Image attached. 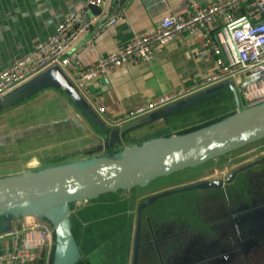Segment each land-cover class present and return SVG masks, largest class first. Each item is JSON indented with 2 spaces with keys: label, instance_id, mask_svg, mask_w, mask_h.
Returning <instances> with one entry per match:
<instances>
[{
  "label": "crops",
  "instance_id": "1",
  "mask_svg": "<svg viewBox=\"0 0 264 264\" xmlns=\"http://www.w3.org/2000/svg\"><path fill=\"white\" fill-rule=\"evenodd\" d=\"M196 1L206 4L214 0ZM82 3L83 0H0V68H6L12 60L30 52L37 42L45 40L54 32L57 23L66 14L79 9ZM100 11L97 20L72 45L70 71H80L86 68L98 57L128 43L136 34L157 29L159 21L164 15L186 14L188 4L186 0H126L119 6L117 0H110L101 7ZM249 11L250 7L247 3H241L232 10L234 17L237 18L248 17ZM112 16H115L116 20L108 23ZM222 24V16H217L209 26L212 32H216ZM49 68L35 74L38 78L28 86L29 88L27 87L29 90L13 97L9 104L0 110L1 134L13 137L12 142L3 147L15 149L11 146L16 147L17 144H24L22 142L24 133L29 135L35 128H41L45 133L44 137L47 138L35 139L34 134L30 136L33 140L29 142L37 145L31 149L30 153L42 155L48 154L49 151L77 153L69 149L60 150L58 144L54 142L58 135L64 139L61 143L63 147L75 146L81 152L87 151L94 145L97 146L98 142L105 144L104 136L79 110L75 99L71 98L67 89L55 84V79L58 76L56 69ZM214 70V56L205 43L202 32L197 31L194 35L184 32L166 44L156 46L154 58L151 61L140 60L115 67L104 76L91 81L87 85L84 97L104 124L119 128L120 124V126L110 124V118L120 115L122 112L145 106L162 94L181 90ZM98 106H102L104 110L97 112ZM155 110L157 109L149 110L139 116ZM69 113L76 114L78 118L76 124L79 125L69 121ZM168 118H166L163 127L149 129L148 132L145 131L139 135H133L134 133L130 132L132 135L126 138L121 137L122 130L119 129L117 135L120 140L118 142L125 146L160 136L154 134L168 126ZM62 128L65 133L58 132ZM169 130L170 128L167 132H170ZM21 132H24L22 136L15 137V133L20 135ZM111 135L113 137L115 133ZM36 159L33 157L28 160L30 162L36 161ZM213 182L194 184L195 186L192 185V187L168 188L157 194L149 195L147 198L144 197L150 191L146 189L147 185L140 187L135 194L133 210L139 206V211L141 209L144 211L154 203L157 197L175 195L187 189L196 188L202 192L216 191L217 188H210ZM256 207L252 211H246L245 215H252L255 211L259 218V214H264V204L263 207ZM91 210L89 202L86 201L69 203L70 233L76 246V258L71 264H150V261L155 259L152 257L154 255L152 241L161 238L163 234H169V232L160 231L157 237L155 233L149 231L142 251L144 258L140 262V255L138 257L137 252L140 238L136 223L133 221L134 226L132 225L126 238L115 240L114 235L117 233L109 230L110 221L103 218L88 224L91 218L87 217V211ZM259 219L261 221L262 218ZM33 221L48 223L46 219L37 215L21 214L11 219L9 230ZM48 226L54 237L52 247L54 253L55 233L53 227ZM193 226L195 228L196 224ZM197 226L198 228L179 232L176 236L160 239L165 264H218L217 258L220 257L225 259V264H264V233L257 240L246 239L239 243L232 240L230 234H226L224 253L221 254L218 249V246H221L220 243L217 242L215 236H211V233L214 234V230H211V221L198 223ZM177 230L182 229L178 228ZM107 231L109 233L105 234ZM190 231L194 235L193 238H187ZM204 234L208 237L207 242L199 240V244L196 245L194 241L203 237ZM122 241L125 243L124 247L119 249V253H113L115 244L118 242L123 245ZM230 241L233 242L229 244ZM146 242H148L147 246H145ZM239 245L243 249L239 250ZM149 246L152 248H147ZM14 249V237L7 233L0 234V264L49 263L50 255L44 251L33 261H9L1 257L6 256ZM244 258L249 259V262L246 263Z\"/></svg>",
  "mask_w": 264,
  "mask_h": 264
},
{
  "label": "water",
  "instance_id": "2",
  "mask_svg": "<svg viewBox=\"0 0 264 264\" xmlns=\"http://www.w3.org/2000/svg\"><path fill=\"white\" fill-rule=\"evenodd\" d=\"M125 1L117 0L119 6ZM89 8L90 14L101 12L100 7ZM49 67L57 71L55 84L67 89L79 110L83 115L89 116L87 118L104 136L106 142L105 144L98 142L97 146L94 145L84 152L76 151L83 153L85 157L69 167L25 169L19 174L0 177V234L10 231L11 219L21 214L37 215L46 219L47 224L54 229L56 240L52 264H71L76 258V246L70 233L69 203L95 199L106 192L143 187L158 177L235 153L264 138V100L243 108L232 116L188 132H173L125 146L118 142L120 138L117 135L119 129L122 130L121 137L126 138L132 135L131 133L139 135L148 132L149 129H157L160 125L163 127L167 117L174 116L229 88L235 92L240 105L238 88L261 67L247 70L235 78L223 80L171 102L165 107L123 122L119 128L104 124L59 66ZM49 67L46 69H50ZM36 78L38 76L35 75L1 95L0 110L9 104L13 97L28 91V86ZM68 117L69 121L79 125L76 124L78 118L75 113H69ZM64 131L62 128L58 132L65 133ZM23 133L20 135L15 133V137L22 136ZM43 133L41 128H35L29 135L24 133L22 142L32 141L30 136L33 134L35 139H41L45 136ZM112 133H115L113 137ZM0 136L1 151L3 146L12 142L13 137L2 134ZM263 160L264 156L249 165ZM249 165L233 171L230 177Z\"/></svg>",
  "mask_w": 264,
  "mask_h": 264
},
{
  "label": "built area",
  "instance_id": "3",
  "mask_svg": "<svg viewBox=\"0 0 264 264\" xmlns=\"http://www.w3.org/2000/svg\"><path fill=\"white\" fill-rule=\"evenodd\" d=\"M110 0H83L79 9L69 12L57 23L55 30L45 40L37 42L33 49L12 60L6 68H0V96L7 93L51 66H59L75 89L84 97L87 85L110 69L140 60L151 61L154 48L173 40L178 34L194 35L202 32L215 60V70L185 88L162 94L145 106L110 118L111 125H119L138 117L144 112L174 102L208 86L229 78H235L247 70L261 67L244 83L241 96L247 104L264 100V0H214L200 4L186 0L188 12L184 15H164L158 28L136 34L132 39L98 57L80 71H70L71 47L77 38L93 24L98 14H90V6L102 7ZM241 3L250 7L248 17H234L232 10ZM222 16L223 24L216 32L210 29V22ZM115 16L108 23L114 22ZM97 112L104 108L98 106ZM15 239V249L6 256L9 261L36 259L43 251L49 255L54 237L51 228L44 222L33 221L6 232Z\"/></svg>",
  "mask_w": 264,
  "mask_h": 264
},
{
  "label": "flooded vegetation",
  "instance_id": "4",
  "mask_svg": "<svg viewBox=\"0 0 264 264\" xmlns=\"http://www.w3.org/2000/svg\"><path fill=\"white\" fill-rule=\"evenodd\" d=\"M178 115H181V113H176L174 116ZM263 156H258L251 160H246L245 162H237L236 165L229 169L223 176L215 178L210 177L202 180V177L197 178L201 173H192L175 181L173 184L165 186V189H158L156 186H152V188L147 187L146 189L150 191L148 192V195H145L144 197L147 198L149 195L157 194L168 188L176 189L180 187H192L194 184L197 185L209 181H214L210 188H217L216 191L202 192L196 188L187 189L176 194H191L188 196H181V198H178L176 201L171 200V195L157 197L154 203L144 211L142 209L139 211V206L133 210L135 194L138 190H135L132 194L130 193V196L119 198V200H127V198L130 199L129 203L131 204H129V208L122 213L119 212V214L124 216L125 221L127 222L126 227L128 231L127 229H124V232H127L124 236L125 238L129 235L132 225L134 226V222L137 225L139 230L138 235L140 238L138 241L139 249L137 252L138 257L140 255V262L144 258L142 251L144 248V242L147 241L146 235L149 231L155 233L156 236L160 233V231L169 232V234L161 235V238L166 239V237L178 235L179 232L198 228V223L211 221V230H214V234L211 233V236H215L217 242L220 243L221 246H218V249L221 254L224 253V239L226 234H230L232 240L237 241L238 243L242 242V240L249 239V241H252L253 239L254 241L262 237L264 233V214H259V218H262L260 221V219L256 216L255 211L252 215H245V212L252 211V209L256 206L263 207L264 204V160L249 165L257 160H260ZM210 161H208L207 164H209ZM247 165L249 166L237 171L232 177H230V174L233 171ZM191 177H196L197 180L191 181ZM86 202H89L90 210L92 209L91 211H87V217L91 218L88 224H92L98 219L104 218L106 221H110L111 223L109 230H113L112 221L114 220H112L111 215L100 216L97 215L98 212L94 214V211L99 208L98 204H100V202H97L94 199L86 200ZM194 224H196L195 228L193 226ZM178 228H181L182 230H177ZM107 233L109 232L107 231L105 234ZM124 237L121 239L123 240ZM193 237L194 235L190 231L187 238ZM161 238L159 237L158 239L152 241L154 253L152 257H155V259L151 260L150 264H165V260L162 256L163 248L160 242ZM199 240L207 242L208 237L204 234L203 237L196 239V241H194L196 245L199 244ZM231 242L233 241H230L229 244ZM147 243L148 242H146L145 246H147ZM124 244L125 243L120 245L117 242V244L113 247V253H119V249H122ZM147 248L152 247L149 246ZM241 249H243V247H240L239 245V250ZM244 259L246 263L249 262V259ZM224 262L225 259L223 257L217 258L218 264H225Z\"/></svg>",
  "mask_w": 264,
  "mask_h": 264
},
{
  "label": "rangeland",
  "instance_id": "5",
  "mask_svg": "<svg viewBox=\"0 0 264 264\" xmlns=\"http://www.w3.org/2000/svg\"><path fill=\"white\" fill-rule=\"evenodd\" d=\"M242 89L243 86L238 88L237 91L240 105L237 102L235 92L230 88L226 89L224 92L210 99H207L199 104L194 105L195 107H193L191 110L184 112L181 115L168 118L169 121L168 126L164 127V129H161L160 132L159 131L156 132L154 135L161 136L162 134L165 133L163 131L164 130L167 131L168 128H170L169 130L170 132L180 133V131L190 127L193 124H199L205 117L211 118L212 120L217 119L215 121L208 123L211 124L220 121L223 118L232 116L237 111H240L243 108H247L261 102L258 101L255 103L247 104V101H244L242 99L241 96ZM167 105L169 104L162 105L158 108H162ZM1 133L2 131L0 130V135ZM46 138L47 137H44V139ZM55 139L56 140L54 142L55 144H58V148H60V150L69 149L72 150V152L78 151V149L75 146L63 147L61 143L62 141H64V139L61 138L59 135ZM35 146L37 145L33 142L31 143L24 142V144L22 143L17 144L16 147H14V145L11 146V148H15V149L1 148L0 177H7L9 175L19 174L23 172L25 169L37 170L43 168L53 169L54 167L65 168V167H69V165H71L72 163H75L78 160L85 157L83 153L69 154L64 151L60 153L49 151L48 154H43V155L30 153L31 149H34ZM4 150H8V151H4ZM263 155H264V138L256 142H253L240 150H237L235 153L226 154L223 157L221 156L220 158L212 161L209 160L210 161L209 164H207L208 163L207 161L197 166L188 167L183 170L173 172L171 173V175L158 177L152 180L149 184H147V187L152 188V186L153 187L156 186L158 189H165L164 188L165 186L173 184L175 181L180 180L192 173H201L197 178L202 177V180L210 177L215 178V177L223 176L229 169L234 167L237 162L238 163L245 162L246 160H251L255 157L263 156ZM33 157L37 158L36 161L29 162L28 159H31ZM29 167H33V168H29ZM197 178L191 177L190 179L191 181H194L197 180ZM139 188L140 187H133L130 189L117 190L114 192H106L101 194L96 199H94L95 201L100 202V204H98L99 208L94 211V214L98 212L97 215L100 216H107V215L112 216V220H114L112 221L113 232L117 233L114 235L115 240H122L121 238L124 237L127 233L124 232V229H127L126 227L127 222L125 221V217L121 216L119 212L121 213L124 212L126 209L129 208V204H131L129 203L130 202L129 198H127V200H119V198L130 196L132 193L135 192V190H138ZM189 194L191 193L171 195L172 196L171 200L176 201L178 198H181V196H188Z\"/></svg>",
  "mask_w": 264,
  "mask_h": 264
},
{
  "label": "trees",
  "instance_id": "6",
  "mask_svg": "<svg viewBox=\"0 0 264 264\" xmlns=\"http://www.w3.org/2000/svg\"><path fill=\"white\" fill-rule=\"evenodd\" d=\"M193 107H195V106H192V107H190V108H187V109H185V110H183V111H181L180 113L182 114V113H184V112H187V111H189V110H191ZM87 116V115H86ZM87 117H89V116H87ZM216 118H219V117H216ZM215 120H217V119H211V118H204L199 124H193V125H191L190 127H188V128H186V129H184V130H182V131H180V133H183V132H188V131H191V130H194V129H196V128H199V127H202V126H204L205 124H208V123H210V122H212V121H215ZM163 132H165L164 133V135H168L169 134V132H167L166 130H164ZM49 263L48 264H52V256H53V249L50 251V253H49Z\"/></svg>",
  "mask_w": 264,
  "mask_h": 264
}]
</instances>
